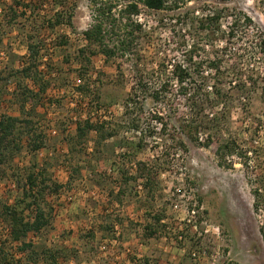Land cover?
I'll return each instance as SVG.
<instances>
[{
  "label": "rangeland",
  "instance_id": "1",
  "mask_svg": "<svg viewBox=\"0 0 264 264\" xmlns=\"http://www.w3.org/2000/svg\"><path fill=\"white\" fill-rule=\"evenodd\" d=\"M116 1L118 9L130 2ZM168 1L135 17L142 31L132 52L107 58L81 51L94 22L91 0H0V118L33 119L45 143L33 150L23 138V150L0 166V207L23 199L30 173L50 178L40 200L48 226L15 241L0 217V264H264V205L257 210L253 195L264 186V82L246 100L227 87L231 100L202 102L198 117L216 112L222 125L209 147L201 144L209 130L198 141L183 132L184 119L201 107L188 106L179 85L160 90L173 79L172 65L186 61L187 45L200 42L205 65L226 45L227 12L245 13L264 35V0ZM220 9L227 10L219 33L201 30L199 21ZM120 25L109 43L123 37L125 20ZM241 32L232 48L256 38L255 30L246 38ZM207 33L212 41L203 49ZM30 44L38 46L36 58ZM257 52L250 64L260 62ZM30 65L31 77L21 71ZM40 87L47 89L21 111L23 90ZM86 120L116 135L102 140L94 129L80 139L77 126ZM226 140H235L238 153L253 151L247 165L236 153L220 162L217 148ZM24 243L31 248L23 251Z\"/></svg>",
  "mask_w": 264,
  "mask_h": 264
},
{
  "label": "trees",
  "instance_id": "2",
  "mask_svg": "<svg viewBox=\"0 0 264 264\" xmlns=\"http://www.w3.org/2000/svg\"><path fill=\"white\" fill-rule=\"evenodd\" d=\"M91 2L94 6V22L84 32L88 44L86 48H83L81 51L83 53L89 51L91 55L102 53L107 58L114 57L120 52H122V54H128L133 51L138 39V32L142 31V25L137 22L135 17L139 16L143 9L163 10L169 7L168 0H130L125 7L119 9L116 0H91ZM224 10L225 11H222L221 9L214 10L212 13L208 14L206 18L201 19L199 21L200 29L210 31L211 35L218 34L222 29L221 20L224 18L227 9ZM225 16H227L226 18L231 19V22L228 24V29L224 31V34L228 36L225 39L226 45H223L219 50L214 51V56L206 61V65L205 62L198 61V45H200V42L197 41L187 45L188 50L186 49L187 51L185 53L187 58L186 61L172 65V74L173 79L175 80H168V82H165L160 86V90L167 93L169 91L172 92L174 85H179L178 90H180L181 95L187 97V101H189L190 104L188 106L191 108L201 107L198 114L196 113L192 115L191 118L184 119L186 124H184L183 132L188 134L195 141H198L201 131L209 130L205 141L201 143L206 147H209L214 143L215 138L213 136V131L216 130L219 132L222 125L221 119L217 116L216 112L210 113L209 111L210 114L207 112L205 117L201 113L202 119L201 117H198L200 112L204 110L202 102L205 101L210 104L215 101L219 102V100H225V98L226 101L231 100L232 95L230 94L232 93L226 92L225 88L227 87L228 91L236 90L237 95H240V97L242 96L243 99L246 100V97L243 95L249 94L253 88H259V82H264V66L260 64L262 63L264 65L263 33L255 29V27H252L254 24L253 19L243 12L239 14L227 12ZM62 20L63 19L59 17L57 23L63 22ZM124 20L125 25L124 28H122L123 37L118 39V44L109 43V39L111 38V40H113V35L115 34L117 27L120 29V24H122ZM243 28L246 32L242 31ZM250 29L252 31L255 30L256 32V38H252V44L232 48L231 40L238 38L241 31L242 34L245 33L242 37H249L250 35L247 36V32H249ZM116 35L120 36L117 32ZM206 38L203 37L201 43L203 49V42L209 47L210 43L208 42L212 41V39L210 40L211 36H209V33L206 34ZM227 40L230 41L228 42ZM29 48L32 58H36L39 53L38 46L30 44ZM256 51H258L257 53L259 56H257V58L258 61H260L258 63L261 66L258 65L256 59H254L256 60L254 63L250 64L252 57L255 58ZM248 57H251V59L249 60ZM90 59L91 58L89 57L88 60L90 61ZM239 66L240 68L238 69ZM21 71L26 76H34L32 65L25 66ZM204 72L211 74L212 82L207 83V77L203 75ZM195 75H201L202 80H196ZM35 78L38 81V74H35ZM41 78H43V76H41ZM80 88L84 89L86 87L82 86ZM46 89V87H40L39 91L36 93L30 90L26 91L27 89L23 90L21 111L25 112L27 99H32V97L37 99L40 98V94ZM30 93L33 95H30ZM158 94L159 91L156 92V99L159 98ZM131 100L133 99L130 97L126 99L125 106L127 108L131 106ZM156 118L160 117L157 116ZM208 118L210 125H208ZM34 125L35 121L28 117L24 118L7 114L1 116L0 166L12 162L23 150V138L25 137L29 138L28 144H30L31 149L33 150H38L45 146L43 135L36 132ZM161 125V128H164V130L167 129V123H161ZM134 126L138 127L137 124H134ZM94 129L97 130L102 140L112 138L116 135V131L114 130H105L104 124H97L90 120H86L85 123H80L77 126V137L83 139ZM140 144L143 146L142 143ZM236 146L237 144L235 140H226L224 143H220L217 148V154L220 157L221 163L225 161L224 159L226 158V155H233L236 153L240 158H245V164H248L251 158L250 154H252L253 151L245 150V152L241 151L238 153L239 151H237L238 149ZM181 147L186 149L184 143H181ZM27 179V185L23 191V199L18 200L12 205L2 204L0 207V217L9 227L10 235L15 241H21L22 238L26 237L29 233L39 232L50 224V215H48L45 209L40 205V200L45 198L44 195L48 192V188H50V185L48 184L50 178L47 177V174L44 171H41L40 173H30ZM262 183L264 184V180H262ZM38 187L40 188L37 189ZM263 188L264 186L260 187L258 185L253 190V195L255 196L254 206L257 210L264 205ZM22 203L25 205L23 206ZM28 209H33V211H35V218H26L25 210ZM157 219H159V217H157ZM31 246V243H24L22 244L21 249L24 251L31 248Z\"/></svg>",
  "mask_w": 264,
  "mask_h": 264
},
{
  "label": "built area",
  "instance_id": "3",
  "mask_svg": "<svg viewBox=\"0 0 264 264\" xmlns=\"http://www.w3.org/2000/svg\"><path fill=\"white\" fill-rule=\"evenodd\" d=\"M179 191H180V189H179ZM191 212H192V215H195L196 214V208H192Z\"/></svg>",
  "mask_w": 264,
  "mask_h": 264
}]
</instances>
